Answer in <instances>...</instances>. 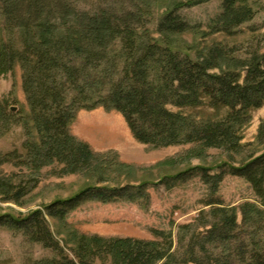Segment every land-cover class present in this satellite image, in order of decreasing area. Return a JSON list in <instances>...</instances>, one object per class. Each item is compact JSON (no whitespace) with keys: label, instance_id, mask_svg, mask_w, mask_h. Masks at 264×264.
I'll return each instance as SVG.
<instances>
[{"label":"trees","instance_id":"16d2710c","mask_svg":"<svg viewBox=\"0 0 264 264\" xmlns=\"http://www.w3.org/2000/svg\"><path fill=\"white\" fill-rule=\"evenodd\" d=\"M206 1L174 2L158 23L160 38L156 39L147 27L154 0H131L133 10L101 8L95 12L80 10L71 0H0V77L20 66L30 108L23 115L0 103V135L17 124L26 134L25 154L16 150L0 156V167L13 164L36 176L56 165L62 176L83 175L89 182L73 197L58 199L44 210L18 217L0 215V227L22 233L55 254L34 264H94L96 260L109 264H264V153L252 154L239 166L228 162L215 168L188 166L156 182L133 185L122 179H133L142 168L121 162L114 152H96L72 133L81 111L103 108L121 114L143 145L154 149L195 146L159 167L185 166L212 149L232 160L233 154H241L243 131L253 113L264 107V35L244 58L238 56L241 48L216 43L194 60L189 54L193 48L180 39L201 31V26L183 20L180 11ZM254 16L246 0H225L222 12L202 36H236ZM206 100L211 108L226 110V114L217 120H198L186 113ZM257 143L264 146V120ZM228 173L247 181L260 203H245L240 209L226 206L219 191ZM193 178L208 187L204 206L209 210H202L194 223L179 227L177 251L171 231L154 229L155 240L148 241L83 235L68 231L64 224L67 213L86 201L147 204L151 187L170 189ZM21 180L0 178L4 203L26 205L38 184L34 179ZM47 217L61 221L66 240L52 231Z\"/></svg>","mask_w":264,"mask_h":264},{"label":"rangeland","instance_id":"374dc122","mask_svg":"<svg viewBox=\"0 0 264 264\" xmlns=\"http://www.w3.org/2000/svg\"><path fill=\"white\" fill-rule=\"evenodd\" d=\"M189 0H154L152 16L149 19L148 29L154 38L159 39L157 26L163 15L174 2L187 3ZM225 0H207L206 2L185 7L180 15L186 22L200 25L201 31L186 33L181 36V42L193 49L189 52L196 60L203 49L216 43L229 47L241 48L239 58L246 57V51L260 41L264 35V0H246L255 12L254 19L244 24L236 36L228 37L224 34L210 35L203 38L202 32H208L212 19L222 12ZM80 10L95 12L101 8L115 10H133L135 7L131 0H71ZM0 18V25H1ZM264 49V47H263ZM264 52V50H263ZM0 103L12 112L25 115L30 108L22 85V70L17 66L15 71L0 77ZM15 108V111H14ZM187 114H193L198 120H217L226 114V110H214L209 101L198 109H188ZM264 120V107L253 113L252 121L243 131L241 154H233V159L221 150H208L203 158H195L185 166L174 168L159 167L158 164L168 159L184 156L194 145H183L164 149H154L135 140L126 121L121 114L107 112L103 108L93 111H81L72 125V133L80 140L87 142L94 151L99 153L114 152L121 162L142 168L136 176L122 182L138 184L139 182L156 180L165 174H173L177 170H184L192 166L215 168L221 163H233L239 166L249 156L256 153L262 155L264 146L257 143V134L260 124ZM2 129V126H1ZM26 134L22 125L17 124L4 135H0V156L19 151L25 154L23 144ZM158 166V167H157ZM219 171H214L218 173ZM32 176V177H31ZM1 177H14L16 183L21 179L28 181L34 179L37 187L26 198V205L19 207L13 203H4L0 198V215L12 214L26 216L30 212L50 206L56 200H66L79 193L89 182L83 175L62 176L58 166L44 168L39 175L34 176L25 168L6 164L0 167ZM21 180V181H22ZM150 202H128L117 200L104 203L90 200L82 203L75 210L69 211L64 219L66 229L77 231L88 236H101L104 238H134L154 241L152 230L172 232L174 248L179 249V227L194 223L205 208L204 202L208 200V187L200 180L193 178L179 184L174 188L166 186L151 187L149 189ZM219 197L226 206L240 209L245 203H260L251 185L243 178L235 177L229 173L225 176L219 191ZM239 222L242 216L239 211ZM52 231L60 240H66V233H62V223L57 218L47 217ZM66 230V231H67ZM61 232V233H60ZM51 250L44 249L39 244H33L22 233L0 227V264H34L47 258H54ZM94 264H109L96 260Z\"/></svg>","mask_w":264,"mask_h":264},{"label":"water","instance_id":"95a60500","mask_svg":"<svg viewBox=\"0 0 264 264\" xmlns=\"http://www.w3.org/2000/svg\"><path fill=\"white\" fill-rule=\"evenodd\" d=\"M14 111H15V108H14Z\"/></svg>","mask_w":264,"mask_h":264}]
</instances>
